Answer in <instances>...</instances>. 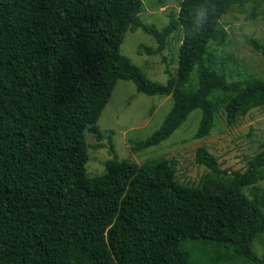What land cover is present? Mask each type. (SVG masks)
<instances>
[{
    "label": "trees",
    "instance_id": "trees-1",
    "mask_svg": "<svg viewBox=\"0 0 264 264\" xmlns=\"http://www.w3.org/2000/svg\"><path fill=\"white\" fill-rule=\"evenodd\" d=\"M247 2L182 0L158 29L143 23V0H0V264H264L254 244L264 236V189L255 187L264 144L232 173L200 147L208 172L193 183L180 182L166 157L114 156L104 174L87 170L86 133L121 80L173 99L137 151L168 140L195 111L202 140L220 109L233 125L264 107V79L229 81L215 48L228 41L222 19ZM128 31L153 37L152 55L181 43L176 76L166 68V84L148 80L121 53Z\"/></svg>",
    "mask_w": 264,
    "mask_h": 264
},
{
    "label": "rangeland",
    "instance_id": "rangeland-1",
    "mask_svg": "<svg viewBox=\"0 0 264 264\" xmlns=\"http://www.w3.org/2000/svg\"><path fill=\"white\" fill-rule=\"evenodd\" d=\"M181 1L143 0V23L158 29L166 27L170 15L178 14ZM256 6L257 17L249 20ZM221 23L228 33V41L224 47H214L228 58L224 68L227 79L243 81L251 75L264 79V0H248L244 6H236ZM251 40H255L259 48L251 44ZM180 45L170 40L161 54L152 55L148 50H156L157 41L143 31H128L121 53L140 68L148 80L166 84L170 78L165 72L166 68L170 70V75L177 74ZM172 106V97L149 96L138 92L132 81H119L101 118L86 133L90 155L88 172L91 175L104 174L105 163L114 156L139 164L166 157L175 162L176 176L180 182L193 183L208 172L205 166L196 161L200 147H206L217 157L221 168L229 173L244 171L248 160L261 152L264 144V107L253 109L233 125L228 124L224 110L220 109L213 130L202 140L195 139L201 119V112L195 111L168 140L143 151L135 150L136 144L145 141L161 127ZM95 132L105 136L102 141L97 139ZM112 144L115 154L111 152ZM255 187L263 190L264 181ZM252 190L253 187H249L245 192L252 196ZM254 244L258 256L263 258L264 236ZM234 264H241V261Z\"/></svg>",
    "mask_w": 264,
    "mask_h": 264
},
{
    "label": "clouds",
    "instance_id": "clouds-1",
    "mask_svg": "<svg viewBox=\"0 0 264 264\" xmlns=\"http://www.w3.org/2000/svg\"><path fill=\"white\" fill-rule=\"evenodd\" d=\"M206 10L205 11H201L198 13V15L203 18L205 16Z\"/></svg>",
    "mask_w": 264,
    "mask_h": 264
}]
</instances>
